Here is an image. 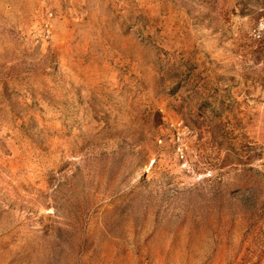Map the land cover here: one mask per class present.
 <instances>
[{
	"label": "rangeland",
	"instance_id": "rangeland-1",
	"mask_svg": "<svg viewBox=\"0 0 264 264\" xmlns=\"http://www.w3.org/2000/svg\"><path fill=\"white\" fill-rule=\"evenodd\" d=\"M0 264H264V0H0Z\"/></svg>",
	"mask_w": 264,
	"mask_h": 264
},
{
	"label": "built area",
	"instance_id": "built-area-1",
	"mask_svg": "<svg viewBox=\"0 0 264 264\" xmlns=\"http://www.w3.org/2000/svg\"><path fill=\"white\" fill-rule=\"evenodd\" d=\"M180 151H181V153H182V155H183V151H182V149H180Z\"/></svg>",
	"mask_w": 264,
	"mask_h": 264
}]
</instances>
